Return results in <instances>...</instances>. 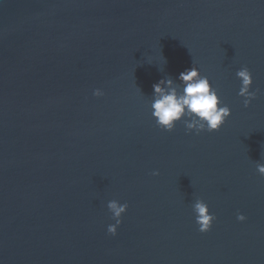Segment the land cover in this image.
Returning <instances> with one entry per match:
<instances>
[{
  "label": "water",
  "instance_id": "1",
  "mask_svg": "<svg viewBox=\"0 0 264 264\" xmlns=\"http://www.w3.org/2000/svg\"><path fill=\"white\" fill-rule=\"evenodd\" d=\"M192 66L231 115L164 131L152 85ZM257 163L264 0H0V264H264Z\"/></svg>",
  "mask_w": 264,
  "mask_h": 264
},
{
  "label": "clouds",
  "instance_id": "2",
  "mask_svg": "<svg viewBox=\"0 0 264 264\" xmlns=\"http://www.w3.org/2000/svg\"><path fill=\"white\" fill-rule=\"evenodd\" d=\"M236 76L241 81L238 95L243 98L244 107L248 108L257 98V93L250 91L253 84L252 74L247 67H244L237 71ZM178 81L179 83L169 76L152 85L150 107L156 125L164 131L172 132L177 123L183 122L189 133L195 132L197 135L202 132L219 131L231 112L227 105H221L218 92L211 87L208 78L201 76L198 69L192 66L179 74ZM103 94L100 89L93 92L96 97H101ZM256 167L258 173L264 176V164L257 163ZM152 174L159 175L158 172ZM107 208L115 220V224L108 226L107 232L115 236L128 205L112 200L108 202ZM193 211L198 230L201 233L210 231L216 217L210 214L208 205L197 199L193 204ZM237 220L244 222L246 217L238 214Z\"/></svg>",
  "mask_w": 264,
  "mask_h": 264
}]
</instances>
